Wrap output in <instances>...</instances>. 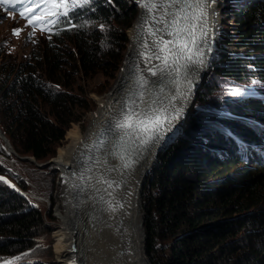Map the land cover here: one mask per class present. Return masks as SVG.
<instances>
[{
  "label": "trees",
  "instance_id": "1",
  "mask_svg": "<svg viewBox=\"0 0 264 264\" xmlns=\"http://www.w3.org/2000/svg\"><path fill=\"white\" fill-rule=\"evenodd\" d=\"M132 4L129 0H93L92 27L81 25L55 43L41 42L26 56L0 47L4 73L0 122L18 152L37 161L56 154L67 129L78 119L77 111L84 108V88L72 92L76 74L108 75L119 69V49L136 16ZM241 5L235 12L236 36L229 43L245 51L238 57L220 53L221 65L214 70L216 75L242 80L257 77L264 82V0ZM199 95L205 98L203 91ZM237 109L264 119L261 98L245 97ZM209 112L197 115L210 114L215 121L230 123L242 132L236 119ZM197 121L161 152L148 179L147 254L152 264H264V166L248 167L247 173L231 178L226 167L239 161L237 155L214 154L210 149L218 147L221 152L225 143L211 132L209 127L215 128L214 124L199 130ZM0 154L10 156L4 144ZM0 175L22 184L7 168L0 166ZM0 181L4 183L0 189V259L41 264L31 255L34 241L36 245L38 235L47 231V222L22 192L6 179Z\"/></svg>",
  "mask_w": 264,
  "mask_h": 264
},
{
  "label": "bare ground",
  "instance_id": "2",
  "mask_svg": "<svg viewBox=\"0 0 264 264\" xmlns=\"http://www.w3.org/2000/svg\"><path fill=\"white\" fill-rule=\"evenodd\" d=\"M216 2L217 0L211 3L208 8L209 38L204 47L205 63L203 66L191 65L194 67V75L189 79L193 81L194 86L186 99L176 103L175 107L180 108L181 113L177 119L171 121V127L165 126L166 130L146 148H139L136 143L125 137L123 132L115 127L117 121L123 118L126 109L129 107L138 106L139 111L147 110L156 106L151 103L153 100L159 98L167 103L166 98L175 94V91L172 93L169 88L176 85L175 80L179 77L168 70H157L163 68V64L160 59H156V55L161 53L154 50L152 54L147 55L150 57L147 61L150 68L156 71L155 75L148 71V66L146 68L142 65V68H137V70L134 69L136 68L134 66L133 70L137 71L138 75L131 81L129 94L127 95L124 89L128 84L124 81L119 82L108 99L100 100L98 110L91 116L88 131L82 133L79 130H72L68 133V142L65 145L63 156L56 161L65 175L64 199H66L65 212H62L64 213L62 214V236L58 246L63 251L69 250L68 234L74 235L73 229L78 231L77 244L85 253L82 255L83 264H150V258L146 256L145 252L146 230L144 228L145 222L143 224L142 184H144L149 170L160 157L162 151L159 152V149L165 143L167 136L176 129H181L183 120L192 105L194 93L208 68L209 49L217 40L220 31L219 22L221 18ZM145 11L142 12L136 23L137 26L135 25L133 30L131 39V51L135 52L132 59L133 65L144 64L143 61H145V56L139 55L137 48L141 45L139 35L143 33L145 26ZM160 14V12L155 13L157 17ZM168 19L170 20L171 17ZM129 60L131 61L130 57ZM124 74L126 79L129 74H132V71L128 74L124 71ZM141 74L146 79L144 87H141L137 82ZM140 91L144 92V100H146L144 103H141L139 99L135 101L138 98L137 93ZM143 104L149 105L143 106ZM171 114L170 109L169 115ZM95 153H98L99 156L97 166L91 160V156ZM122 155L132 157L136 163L131 168H124ZM86 162L92 163L96 175L94 174L95 177L89 183L87 198H79L82 201L75 204L71 199L72 176L69 167ZM112 181H115L116 184L109 187ZM109 203L113 206L122 205V207L112 211Z\"/></svg>",
  "mask_w": 264,
  "mask_h": 264
},
{
  "label": "rangeland",
  "instance_id": "3",
  "mask_svg": "<svg viewBox=\"0 0 264 264\" xmlns=\"http://www.w3.org/2000/svg\"><path fill=\"white\" fill-rule=\"evenodd\" d=\"M129 1H131L135 5L134 6L132 4L134 9L136 10V16L133 24L126 29L127 41L126 43H123L124 47L122 49H119L121 50L119 53L122 56L119 69L115 71H109L108 75L99 72L93 73L89 76L76 74V82L72 87V92L80 93V88H84V91L82 93V96L84 98V108H81L80 111H77L78 119L76 121H73L70 127L67 129L65 137L57 146L56 154L53 157L46 160L37 161L32 155L21 154L17 151L16 147L13 145V143L5 133V130L0 122V146L3 147L4 144L5 149H7L10 154V156H4L0 154V166L11 170L16 176H18L22 184L14 183L9 180V178L3 175H0V177H4L7 181L10 182V184L14 185L17 190L22 192L26 200L28 201V204L30 206L37 207L42 212L44 219L47 222V225L45 226V229L47 231L42 232L43 235H38V238L36 239V245L34 241V253L33 255H31V257L35 262L38 261L41 264H83L82 255H84L85 253L81 251L83 249H80V246H78L77 244L76 236L78 235V231L73 229L72 232L74 233V235H72V233L68 234L67 244L70 247L69 250L63 251V249L58 246V242L61 240L62 236V214H64L62 212H65L66 199H64L65 175L56 164V161L63 156L65 145L68 142V133L72 130H79L82 133H86L91 122V116L98 110L100 106V100L108 99L111 92L119 82L124 81L128 84L124 89L127 95L129 94L131 81H133V78L135 79V77H137L138 75L137 71L133 70L134 66L136 67L134 68L136 70L137 68H142V65H144V67L146 66V68L147 66L150 68V64L146 59H144L145 61H143L144 64H132V59L135 56V52L131 51V39L134 33L133 30L142 12L145 11V8L141 6V3H139L138 0ZM243 1L247 2L248 0H217L216 2V7H218L219 9L221 18L219 22L220 31L218 38L215 41L216 43L214 42L212 47L210 48V58L212 57L211 69L209 70V68H207L205 73H207L208 71L209 72L206 75L202 76L203 80L201 79V81H203V86L200 89H202L205 98H200L199 92L200 94L202 92L200 89L198 92L197 90L195 91L190 110L188 111L181 125L183 132L181 134L179 133L176 136V140L186 131L187 128H189L191 122L194 123L193 121L195 118H198V121L196 123L199 125V130H203L202 128H204L205 126L208 128L211 124L217 122L215 121L217 118H212L210 114L199 116V112L208 110L210 111L209 113L212 114H214L215 112H219V115L223 118V115H226L225 113L227 112L225 108H227L229 111L233 110L239 112L237 109V103L240 105L243 104L244 98L246 96H251L253 93H255V91H258L259 88L262 89V81L257 77L242 80L227 75H216V72L214 70L216 65H221V55H219L220 53H223V51L220 50L221 48L225 50L228 49L230 51L229 55L234 57L240 56L241 50L245 51L244 48H237L234 44L229 43L234 38V36H236L235 12L241 8V4ZM148 25L153 26V30L156 32V35L153 36L149 33ZM148 25H145L143 27V33L139 35L141 45L139 47L137 46V48L139 49V55L143 56L152 54L154 50L160 52V39L162 38L163 40H171L173 37L169 34V31L163 30L165 28L164 24L153 21L150 19V17L148 19ZM88 26L92 27L91 21L88 22ZM7 27L8 26L6 22L0 25V45H2V40L9 34ZM100 28L102 29V27ZM11 42L17 45V47L15 48V52H18L20 55L28 53L30 52V50H32V47H29L28 44L21 39L13 38ZM216 44H218L219 51L216 49V47H214ZM104 48L106 50L108 49L106 43ZM129 57L131 58V61L129 60ZM124 71H126V74L132 71V74H129L125 79ZM0 72V78H4L2 69L0 70ZM253 81H255L256 83H253ZM62 86L63 85H61L60 87L62 88ZM233 88H240L243 94L232 95L231 89ZM137 97L138 98L135 101H138V99L140 100V97L138 95ZM146 105L149 104H143V106ZM133 108H135L136 111L140 110L138 106H135ZM127 110L128 109H126V111ZM206 123L208 124V126ZM224 123V121H221L219 124ZM209 128L212 129L211 132H215L214 126L211 125ZM61 147H63L62 155L58 157V151ZM97 154L98 153H95L91 156V160L96 166L99 163V156ZM86 163H80L78 166H76L75 164V166L69 167L70 175L72 176L70 184V192L72 193L71 199L75 204L76 202L82 201L79 200V198H87L89 183L92 182L91 179L96 175V170L93 169L92 163L89 162L86 166H84V164ZM251 166L253 169L260 168L256 163H249L248 165L246 164V166H244V163L238 161L234 165H229L228 167H226V172H229L231 178H234L233 176H237L239 172L247 173L248 167L251 168ZM153 167L154 165L149 170L146 179L144 180V184H142L141 199L144 218L146 217L145 201L149 195V187L147 184L150 175H153ZM95 185L97 186V183H95ZM3 186L4 183L0 181V189L3 188ZM76 198L78 199L76 200ZM145 246L146 256L150 258L147 254V242H145ZM149 260L150 264H152V260ZM24 262L26 261L17 260L13 261L11 264H23Z\"/></svg>",
  "mask_w": 264,
  "mask_h": 264
},
{
  "label": "snow or ice",
  "instance_id": "4",
  "mask_svg": "<svg viewBox=\"0 0 264 264\" xmlns=\"http://www.w3.org/2000/svg\"><path fill=\"white\" fill-rule=\"evenodd\" d=\"M11 2L15 4L17 0H11ZM18 2L20 5L32 4L33 7L27 9L29 13L33 12V8H38L39 11L28 18V24L32 25L33 30L40 27L42 31L48 32H51L53 28L59 32L61 29L57 26L60 24L69 25V30L72 27H78V25L71 24L69 13L91 4V0H18ZM138 2L146 10L145 25H148L150 17L151 20L164 24L163 30L169 31V34L174 37L172 40L160 39L161 54L156 55V59L162 61L163 68L157 70H168L179 77L175 80L177 85L175 94L166 98L167 103L157 98L151 102L156 106L147 110L142 109L138 112L135 108L129 107L123 118L115 125L125 137L136 143L139 148H146L166 130L165 126L171 127V121L179 117L181 109L175 105L178 101L186 99L194 86L193 81L189 79V66H203L205 63L204 47L209 38L208 8L215 0H138ZM0 3L8 4L9 0H0ZM157 12L161 13L159 17L155 15ZM21 15L25 16V12L21 11ZM167 17H171V19L169 20ZM148 28L151 35H156L152 25H148ZM21 31L22 29L16 28L13 30V34L19 35ZM32 35H34V31L29 34L30 37ZM145 59L148 60L150 57L145 55ZM148 71L153 75L156 74L152 68H149ZM137 82L141 87L146 85V79L142 74L138 77ZM253 83L256 82L253 81ZM231 94L242 95L243 93L240 88H233ZM137 95L140 97L141 103H144V92L140 91ZM170 109L171 115H169ZM121 159L124 160L123 167L126 169L136 163L135 159L130 156L122 155ZM4 179V177H0V180ZM105 183L108 182L105 181ZM113 184L116 182L112 181L109 187ZM109 206L112 211L122 207V205L113 206L111 203ZM16 259H20V257ZM8 264H11V261Z\"/></svg>",
  "mask_w": 264,
  "mask_h": 264
},
{
  "label": "water",
  "instance_id": "5",
  "mask_svg": "<svg viewBox=\"0 0 264 264\" xmlns=\"http://www.w3.org/2000/svg\"><path fill=\"white\" fill-rule=\"evenodd\" d=\"M134 5V4H133ZM135 6V5H134ZM215 47H216V49L218 48V44H216L215 45ZM217 50H219V48L217 49ZM220 50H222V51H225V52H229V50L228 49H223V48H221ZM217 54V53H216ZM215 54V55H216ZM217 56V55H216ZM215 56V57H216ZM211 58L209 59V65H208V68H209V70L211 69V66H212V64H211ZM213 63V62H212ZM209 72V71H208ZM207 72V73H208ZM207 73H205L204 75H206ZM203 80V79H202ZM202 86H203V81L199 84V86H198V88H197V92L199 91V89L200 88H202ZM176 87H177V85H172V86H170V88H169V90H170V92H172L173 93V91H175V89H176ZM201 90V89H200ZM183 132V130H182V128L181 129H176L174 132H172V133H170L168 136H167V138L165 139V143L161 146V148L159 149V152H161V151H163L167 146H169L170 144H172L175 140H176V136L180 133H182ZM158 161H159V157H158V160H157V162L155 163V165H154V167H153V169H152V173H154V171H155V169H156V167H157V165H158ZM144 221H145V218H144V220H143V224H144ZM146 236H147V233H146ZM145 242H147V240L145 241Z\"/></svg>",
  "mask_w": 264,
  "mask_h": 264
},
{
  "label": "clouds",
  "instance_id": "6",
  "mask_svg": "<svg viewBox=\"0 0 264 264\" xmlns=\"http://www.w3.org/2000/svg\"><path fill=\"white\" fill-rule=\"evenodd\" d=\"M44 42H47V41H44ZM44 42H43V43H44ZM29 53H30V52H29ZM27 54H28V53H25V54H23V55L26 56ZM17 55H20V54H17Z\"/></svg>",
  "mask_w": 264,
  "mask_h": 264
}]
</instances>
